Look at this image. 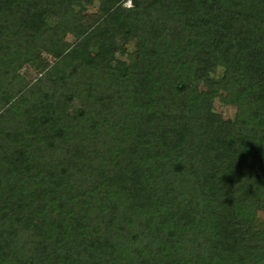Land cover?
<instances>
[{
	"label": "trees",
	"instance_id": "16d2710c",
	"mask_svg": "<svg viewBox=\"0 0 264 264\" xmlns=\"http://www.w3.org/2000/svg\"><path fill=\"white\" fill-rule=\"evenodd\" d=\"M129 2L0 0V264H264V0Z\"/></svg>",
	"mask_w": 264,
	"mask_h": 264
},
{
	"label": "rangeland",
	"instance_id": "374dc122",
	"mask_svg": "<svg viewBox=\"0 0 264 264\" xmlns=\"http://www.w3.org/2000/svg\"><path fill=\"white\" fill-rule=\"evenodd\" d=\"M122 1V4H123V6H125V7H127V6H129L130 5V2H129V0H121ZM224 2H222V5H225V2H226V0H223ZM96 3V0H94V4ZM94 4H93V6H88L87 7V10L88 11H90V10H92V9H94ZM54 21H53V19H47L46 20V23L48 24V25H52V23H53ZM64 39L67 41V42H72L73 41V37L71 36V35H69V34H67L65 37H64ZM91 50V52H94L95 51V48L93 47V48H91L90 49ZM132 50V44L131 43H129V44H127V46H126V51L127 52H130ZM39 60H41V61H45L46 63H47V67L46 68H48V66L49 65H51L54 61H55V59L51 56V55H49V54H47V53H45L44 51H41L40 53H39ZM118 57H120V58H125L124 57V54H120V55H118ZM25 68V69H24ZM24 68H22L19 72L20 73H22L23 72V76H24V74L26 73V72H31L30 73V76L32 77H37V76H39V75H37V73H35L34 71H32V70H30L29 68H26V67H24ZM220 68H217L216 69V71L214 72V76H219L220 75ZM79 105V101H77V100H75V101H73L72 102V106L68 109V112H72V110H73V108L74 107H76V106H78ZM213 109H214V111L215 112H217V113H220L223 117H231L232 116V114H233V112H234V109H233V107L232 106H229V105H223V104H221L218 100H214L213 101ZM258 214L259 215H263V213L261 212V211H259L258 212Z\"/></svg>",
	"mask_w": 264,
	"mask_h": 264
}]
</instances>
